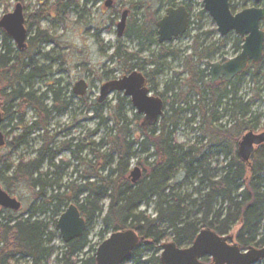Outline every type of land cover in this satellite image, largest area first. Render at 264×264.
I'll list each match as a JSON object with an SVG mask.
<instances>
[{"label": "trees", "instance_id": "1", "mask_svg": "<svg viewBox=\"0 0 264 264\" xmlns=\"http://www.w3.org/2000/svg\"><path fill=\"white\" fill-rule=\"evenodd\" d=\"M91 1L93 0H85V5ZM146 1L148 0L131 1L129 4L130 10L136 12L135 15L145 11L144 17H149V20L137 27L134 35L128 33V36L158 46L154 36L160 13L165 7L176 8L183 3L180 0H154L159 1L162 7L152 11L151 4ZM191 2L187 4L190 14ZM53 6L57 9V14H65L69 6L73 5L56 0ZM231 10L235 13L232 5ZM204 13L205 11L201 13L200 19ZM43 17L38 12L30 17L26 26L31 28L35 21L38 22ZM216 35V31L205 33L207 39L202 41L200 35L195 37L184 67L189 79L184 80L182 87L189 88L188 91L198 97L199 105L193 107L192 111L195 115L198 110L197 115L201 116L203 125L216 126L221 120H228L230 127H221L223 130L217 141V154L223 156L228 161L227 164L221 169L212 168L213 156L207 151H202L198 145L185 148L177 143V121L183 109L179 106V109H175V103L171 106V115L165 111L164 117L155 126L142 128V142L131 141L126 135V127L120 126L118 122L108 153L97 152L94 143L70 142L67 145L69 151L74 149L73 154L82 155L88 151L97 155L101 163L95 167L91 161L89 165L94 168L93 176L99 178L98 181L92 182L90 177L83 183L76 180L57 186L50 178L56 175V171L51 174L43 172L45 165L57 172L62 169L54 164V152L46 139L33 160L21 158L14 165L0 158V168L7 173L12 172L11 177L4 179L7 192H11L12 186L26 184L34 192L35 198L25 216L14 218L5 215V212L0 213V264L23 260L26 264H50L53 258L56 264H96V249L91 246L87 231L82 238L69 244L64 243L60 251L55 247V242L61 235L58 221L71 204L78 207L86 220L87 229L95 222L102 221L104 229H112V233L125 230L136 233L139 244L125 264H161L160 252L168 241V230L173 235L172 241L168 243H174L178 248L190 247L199 233L206 229L220 236H234L244 250L264 248V145L256 149L249 166L240 161L237 153H233V147H238L246 133L256 132L260 127L262 115L254 112L253 108L264 94V71L261 65L251 64L234 82L220 87H210L209 83L204 86L205 74L210 68L209 61L222 55L221 51L228 46V39L214 40ZM0 37L5 43L12 41L1 28ZM51 40L53 37L49 32L41 33L39 30L29 37L27 52H15L8 48L4 54H0V104H3L0 108L4 113L3 118L4 121L8 118L9 109H6V104H10V109L16 106L20 115L18 125L22 134L5 145H10L14 152L27 146L26 137L31 131L43 132V136L47 138L52 116H63L73 107V97H69L65 89L60 87V81L48 86L46 93L41 96L30 89L32 81L46 80L50 72L45 65L35 62L29 51L48 44ZM243 43V39L237 36L234 38L232 46L237 54L241 52ZM159 48V53H152L151 58L143 61V64L138 63L139 53L128 54L121 46L115 48L111 59L124 65L125 75L133 71L141 73L146 65L156 66L153 73L159 75L163 72L162 60L178 55V52L167 49L165 45ZM148 50V47L142 46L139 52ZM43 57V61L51 58L49 54H44ZM134 61L137 62L127 69L126 66ZM200 66H205V69L199 70ZM248 74L251 75V84L258 87L254 98L245 100L239 97V85ZM145 77L148 80V75ZM166 91L174 92V87H167ZM184 92L182 89L180 94L183 95ZM48 98L52 103L50 108L45 104ZM120 101V110L124 102L130 103L125 98ZM23 108L33 109L36 114V121L31 127H21ZM158 125L160 129H157ZM147 140L151 141L155 150L150 157L154 161L149 163V158H146L145 162L138 164L142 168V178L133 184L130 163L137 157L135 147L144 148ZM77 159L82 161L81 157ZM100 172L107 174L99 177ZM180 174L184 175L185 183H197V199L192 200L177 192L173 183ZM56 186V193L48 196L46 191ZM188 204L197 209L193 215L188 210ZM150 206L154 207V218L147 211H142L143 207Z\"/></svg>", "mask_w": 264, "mask_h": 264}, {"label": "rangeland", "instance_id": "2", "mask_svg": "<svg viewBox=\"0 0 264 264\" xmlns=\"http://www.w3.org/2000/svg\"><path fill=\"white\" fill-rule=\"evenodd\" d=\"M62 1L73 5L69 6L65 14H57V9L53 6L56 0H0V20L4 16L13 13L17 4H21L24 8L26 23L30 21L31 16L37 15L38 12L44 15L40 21H35L31 28L27 27L29 29V37L34 36L39 30L41 33L49 32V35L53 37L50 43L29 51L30 57L35 62H40L41 66L45 65L49 68L50 72V76L46 80L32 81L30 89L37 93L38 96H41L46 93L48 86L54 85L55 81H60V87L65 89L69 97H73V107L68 113L63 116H56L55 114L52 116L47 138L43 136V132L31 131L26 137L27 146L22 147L17 152H14L10 145L2 147L0 148V158L5 159L8 164L14 165H17L21 158H24L26 161L33 160L37 157V152L46 139L50 143L49 148L54 152V164L60 166L62 169L57 172V170L50 169L49 166L45 165L43 172L51 174L56 171V175L50 178L55 181L57 186L76 180L78 183H83L90 177L92 182L99 179L93 176L94 168L89 165L91 161H93L95 167L101 163L97 159V155L88 151L82 155L73 154L72 151L74 149H71V151L67 149V145L70 142L74 144L83 142L86 144L94 143L97 152L102 154L108 153L110 149L109 143L116 135L115 130L118 122L120 126L126 127V130H128L126 135H128L131 141L142 142L144 140L142 135L144 117L137 113L129 98L124 97L122 93L115 92L109 95L102 103L99 102V98L101 89L105 84L112 80L120 79L125 75L124 65L121 66L119 61H112L111 59L116 47L121 46L122 50L128 52V54L139 53V64H143V61L149 60L152 53L158 54L160 51L158 46L149 45L144 40H138V44L136 38L132 39L129 36H125L119 39L117 37V25L121 20L122 13L131 9L129 5L131 1L137 2L139 0H114L115 3L109 9L105 7V3L108 0L99 2L93 0L88 5H85V0ZM203 1L193 0L191 2V25L189 32L185 36L165 44L167 49L178 52V55L162 60L163 72L159 75H154L153 73L157 69L156 66L146 65V67H143L145 70L141 73L148 75L150 95L163 100L165 104L164 111H167L171 115V106L174 103L175 109H179V107L183 109L177 121V143L185 148L198 145L199 149L205 150L213 156V165L211 167L221 169L228 161L226 162L223 156L217 154L219 150L217 141L220 132L223 130L221 127H230V124L227 119H223L216 126L203 125L201 116L197 115L198 110L195 111V115L192 111L193 107L199 105L198 97L193 92H189V88L182 87L185 84L184 80L189 79L188 75L185 74L184 67L191 53L190 48L194 43L195 37L200 35V40L202 41L206 38L205 33L211 31H216L217 33L215 23L206 12L202 19H200V15L204 11ZM146 3L151 4L152 11L162 7L159 1L148 0ZM231 5L235 7V12L237 13L241 12L245 7L252 8L254 1L232 0ZM167 9L165 7L162 10L159 20L166 15ZM114 10L118 12L114 13ZM135 13L132 12L128 21L131 25L128 30L130 35H134L136 28L144 23V21L147 22L149 20V17H144L145 11L139 12L137 15ZM134 24L136 27H134ZM235 37V34L227 37L228 46L221 51L222 55L209 61L210 65L224 63L236 58L240 54H237V51L232 46ZM214 40L222 41L223 39L217 34ZM141 45L146 48L148 47L149 50L140 53ZM8 48L17 52L14 42L5 43L0 37V54H4ZM44 54H49L51 58L48 61H43ZM136 62L134 61L130 64H135ZM128 66H126L127 69ZM204 69L205 66H200L199 70L202 71ZM261 69L264 71V65ZM207 70L209 71V69ZM250 77V74L246 75L244 82L239 85V97L245 100L254 98L258 87H254L251 84ZM81 80L86 81L88 92L85 97L78 98L74 95L73 89L75 84ZM208 83L209 76L207 72L203 85H208ZM171 86L174 87V92H167V87ZM182 89L185 91L183 95L180 94ZM122 98H125L130 103L124 102L120 110L119 105ZM45 104L49 108L51 107L52 103L49 98L45 101ZM2 105L0 104V106ZM5 107L9 109L8 118L2 124L1 131L5 136V141L9 143L15 137L22 134V129L20 130V126L18 125L20 115L16 106L10 109V104H6ZM253 111L262 115L260 127L255 132V134L259 135L264 133V94L261 95V99L257 100ZM22 113L24 117L21 127H31L36 121L34 110L23 108ZM157 129H160V125L157 126ZM233 148V153H237V146ZM135 151H137V157L131 161L130 171L138 167L141 170L142 168L138 164L145 162L146 158H149V163L154 161V159L150 158L155 152L150 140H147L144 148L136 146ZM78 157H81L82 161H79ZM106 174V172H100L99 177L106 176ZM11 175L12 172L7 173L2 167L0 168V188L2 190L7 191V184L4 179L11 177ZM173 185H175L180 195L189 196L192 200L197 199L198 194L195 192L197 183L194 181L185 183L183 174L176 177ZM57 186L54 189L49 188L46 191L48 196L54 192L56 193ZM10 195L20 202L22 209L19 212L0 209V213L5 212L7 213L5 215L14 218L25 216L28 207L35 201L34 192L26 184H19L18 186H12ZM188 205L190 213L192 215L196 213L197 209L194 205ZM106 207H108V203ZM142 211H147L149 215L153 218L155 217L153 206L148 208L143 207ZM111 234L112 229L105 230L102 221L95 222L87 229L88 240L95 249L107 240ZM168 236L166 243L171 242L173 239L172 232L169 230ZM63 245L64 242L60 235L55 242V247L60 251ZM53 260L54 258L50 264H56ZM12 264H26V261H15ZM259 264H264V262Z\"/></svg>", "mask_w": 264, "mask_h": 264}, {"label": "water", "instance_id": "3", "mask_svg": "<svg viewBox=\"0 0 264 264\" xmlns=\"http://www.w3.org/2000/svg\"><path fill=\"white\" fill-rule=\"evenodd\" d=\"M191 0H182L188 3ZM259 5L264 0H253ZM114 0L105 3L106 8H111ZM204 11L210 16L217 27V33L221 38L235 34L244 39L241 53L234 59L224 64L216 63L210 67L211 84L219 79L229 83L243 73L249 63L260 64L264 59V32L261 23L264 21L263 8H250L234 14L229 0H204ZM130 11H124L117 25V37L123 38ZM190 15L185 6L170 8L166 15L157 24L158 44L164 45L185 36L189 31ZM0 28L12 38L20 51L27 49L26 41L28 32L25 27L24 9L17 4L13 13L4 16L0 20ZM88 85L81 80L75 84L73 93L78 98L87 95ZM123 93L130 98L137 113L144 116L143 127L155 126L164 117V103L158 97L150 95L147 88V80L138 71H133L128 76L113 80L105 84L101 89L99 102L113 93ZM4 123L0 109V148L5 147V136L1 131ZM264 145V133L255 134L253 131L246 133L238 143L237 156L246 165L251 160L257 148ZM133 184L142 178L140 168H135L131 173ZM0 207L18 212L21 209L20 202L10 197L0 188ZM58 229L62 240L69 244L80 239L87 231L86 220L82 217L78 207L71 204L58 221ZM234 236H220L216 232L202 230L194 243L189 248H178L174 243H166L162 246L160 255L161 264H205L202 258H210V264H258L264 260V248H248L245 250L237 244L231 245ZM139 244V238L132 230L114 232L96 250V264H125Z\"/></svg>", "mask_w": 264, "mask_h": 264}, {"label": "flooded vegetation", "instance_id": "4", "mask_svg": "<svg viewBox=\"0 0 264 264\" xmlns=\"http://www.w3.org/2000/svg\"><path fill=\"white\" fill-rule=\"evenodd\" d=\"M230 1V0H229ZM180 2L181 3H183L182 2V0H180ZM191 2V1H190ZM190 2H188V3H183L182 5H179V6H177L176 8H179L180 6H185L186 7V9H187V11H188V7H187V4H189ZM231 2H232V0L230 1V6H231ZM114 3H115V1H114ZM262 4V6H260ZM261 4H259V5H257V4H255V2H254V6L252 7V8H263L264 9V1L261 3ZM113 6V5H112ZM175 8V9H176ZM24 9V8H23ZM109 9V8H108ZM246 9H250V8H244L242 11H244V10H246ZM127 11V10H126ZM128 11H130V14H129V17H128V20H127V26H126V31H125V34H124V37L125 36H128V30H129V28L131 27V25H130V23H128V21L130 20V15L132 14V11L131 10H128ZM241 11V12H242ZM188 13H189V11H188ZM237 13H240V12H237ZM236 12H235V14H237ZM123 14V13H122ZM189 15H190V22H191V14L189 13ZM130 26V27H129ZM141 26V25H140ZM139 26V27H140ZM25 27H26V29H27V32H28V39H27V41H26V44H27V49L26 50H24V51H20L19 50V48H18V45H17V43L12 39V38H10L9 36V38L12 40V42H14L15 43V45H16V47H17V52H20V53H25V52H27V50H28V41H29V29L27 28V26H26V21H25ZM2 29V28H1ZM189 29H190V23H189ZM261 30L264 32V21L261 23ZM189 32V31H188ZM218 34V33H217ZM231 35V34H230ZM237 36V35H236ZM123 37V38H124ZM154 37H156V40H157V44H158V35H157V28H156V35L154 36ZM228 37V36H227ZM227 37L226 38H222V39H227ZM238 37V36H237ZM240 38V37H239ZM119 39H122V38H119ZM133 39V38H132ZM137 39V38H136ZM241 39H243V38H241ZM244 40V39H243ZM137 43L139 44V41H138V39H137ZM244 44V43H243ZM165 45V44H164ZM143 45H141V47H142ZM159 46H161V45H159L158 44V47ZM243 46V45H242ZM241 51H242V47H241ZM241 53V52H240ZM227 61H225L224 63H226ZM132 63V62H131ZM224 63H220V64H224ZM251 64L252 63H249V65H248V67L246 68V70L247 69H249L250 68V66H251ZM133 64H129V66H128V68L130 67V66H132ZM254 65V64H253ZM258 65H261V66H263L264 65V59H263V61L260 63V64H258ZM210 67H211V65H210ZM208 72H210V68H209V71ZM245 72V71H244ZM243 72V73H244ZM243 73H241V74H243ZM143 74V73H142ZM240 74V75H241ZM129 74H127V75H124V76H128ZM144 75V74H143ZM240 75H238V76H240ZM123 76V77H124ZM208 76H209V86L210 87H220L221 85H223V84H225V83H227L225 80H224V78H222V79H219L217 82H215L214 84H212L211 85V77H210V74H208ZM237 76V77H238ZM122 77V78H123ZM144 77H145V75H144ZM237 77L234 79V80H232L231 82H234L236 79H237ZM146 78V77H145ZM121 79V78H120ZM117 80V79H116ZM147 80V79H146ZM113 81V80H112ZM147 88H148V80H147ZM149 89V88H148ZM150 92V91H149ZM123 94V93H122ZM123 96H124V94H123ZM152 96V95H151ZM125 97V96H124ZM153 97H155V96H153ZM159 98V97H158ZM130 99V98H129ZM161 99V98H160ZM162 100V99H161ZM163 101V100H162ZM130 102L132 103V101H131V99H130ZM164 103V102H163ZM164 107H165V104H164ZM1 109V108H0ZM165 109V108H164ZM1 111H2V109H1ZM3 111H2V116H3ZM164 114H165V111H164ZM144 117V116H143ZM4 119V118H3ZM4 191V190H3ZM4 192H7V191H4ZM7 194H9V196L10 197H12L11 195H10V193L9 192H7ZM12 198H14V197H12ZM16 199V198H15ZM0 209L1 210H4V211H11V212H14V211H12V210H9V209H5V208H3V207H0ZM22 209V208H21ZM20 209V210H21ZM19 212V211H18ZM229 244H231V245H234V244H237L238 245V243L236 242V240L234 239V241H232V242H229ZM186 248V247H185ZM188 248V247H187ZM205 259H207L208 261H205ZM202 262L203 263H205V264H210L211 262H212V260L210 259V258H202ZM261 262H264V260L263 261H261ZM260 262V263H261ZM259 264V263H258Z\"/></svg>", "mask_w": 264, "mask_h": 264}, {"label": "bare ground", "instance_id": "5", "mask_svg": "<svg viewBox=\"0 0 264 264\" xmlns=\"http://www.w3.org/2000/svg\"><path fill=\"white\" fill-rule=\"evenodd\" d=\"M170 8H172V7H170ZM170 8H168V9H170ZM168 9H167V10H168ZM208 74H209V72H208ZM211 85H212V84H211ZM6 193H7V192H6ZM8 195H9V194H8Z\"/></svg>", "mask_w": 264, "mask_h": 264}]
</instances>
